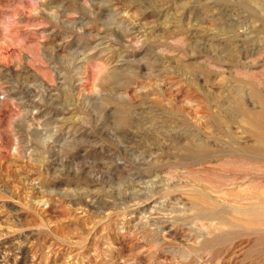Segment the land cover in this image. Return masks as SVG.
<instances>
[{
	"label": "rangeland",
	"instance_id": "rangeland-1",
	"mask_svg": "<svg viewBox=\"0 0 264 264\" xmlns=\"http://www.w3.org/2000/svg\"><path fill=\"white\" fill-rule=\"evenodd\" d=\"M0 264H264V0H0Z\"/></svg>",
	"mask_w": 264,
	"mask_h": 264
}]
</instances>
